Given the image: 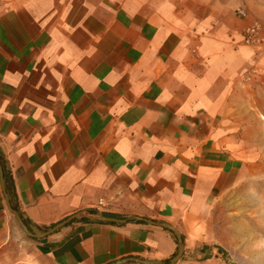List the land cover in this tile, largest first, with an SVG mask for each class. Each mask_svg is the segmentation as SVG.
I'll return each instance as SVG.
<instances>
[{"label":"crops","instance_id":"obj_1","mask_svg":"<svg viewBox=\"0 0 264 264\" xmlns=\"http://www.w3.org/2000/svg\"><path fill=\"white\" fill-rule=\"evenodd\" d=\"M193 4L0 3V161L26 224L142 216L180 230L176 264H235L193 230L233 194L256 193L264 222V0ZM256 22L260 41L244 43ZM177 249L146 222L75 219L29 236L0 175V264L168 262Z\"/></svg>","mask_w":264,"mask_h":264},{"label":"rangeland","instance_id":"obj_2","mask_svg":"<svg viewBox=\"0 0 264 264\" xmlns=\"http://www.w3.org/2000/svg\"><path fill=\"white\" fill-rule=\"evenodd\" d=\"M3 1L0 0V3ZM188 1L190 8L195 6L194 0H175L176 8L179 11L187 9ZM239 11L243 13L241 9ZM253 194H233L216 208H211L206 213L205 221L194 226V238L221 244L225 254L235 264H264L261 198L256 193Z\"/></svg>","mask_w":264,"mask_h":264},{"label":"water","instance_id":"obj_3","mask_svg":"<svg viewBox=\"0 0 264 264\" xmlns=\"http://www.w3.org/2000/svg\"><path fill=\"white\" fill-rule=\"evenodd\" d=\"M0 175H1V185H2V188L4 191V195H5V199L7 201L8 207H9L10 211H12L14 213L15 218H16L17 222L19 223L21 229L23 231H25V233L29 236H32L35 238H42L44 236H47V235H50V234L56 232L58 229H60L61 227L65 226L67 223H69L75 219L90 218L92 220L114 221V222H128V221L146 222L149 224L162 226L166 229L171 230L177 238L178 249H177L176 254L171 259H169L168 262H165L162 260H147V259H138L137 258L136 260L138 262H141L144 264H176L177 261L184 254L183 236H182L180 230L176 226H174L168 222L156 221V220H152V219L142 217V216H131L129 218H117V217L109 216V215L102 213V212H99V213L92 215V216H88L85 212L79 211V212H76L74 214L67 216L65 219L61 220L60 222H58V223H56V224H54V225H52L46 229H43L34 223L26 224L24 221L25 215L20 213L17 209L13 208V206L11 204V198H10L9 193L7 192V189H6V184L9 181L10 176L8 174V171L1 164V161H0ZM130 260H133V259L132 258L123 259V260H120V261H117V262L111 263V264H123V263L130 261Z\"/></svg>","mask_w":264,"mask_h":264},{"label":"built area","instance_id":"obj_4","mask_svg":"<svg viewBox=\"0 0 264 264\" xmlns=\"http://www.w3.org/2000/svg\"><path fill=\"white\" fill-rule=\"evenodd\" d=\"M243 41L246 44H256L260 41V25L259 23H253L247 26L243 31ZM103 206V202H99L97 208Z\"/></svg>","mask_w":264,"mask_h":264}]
</instances>
